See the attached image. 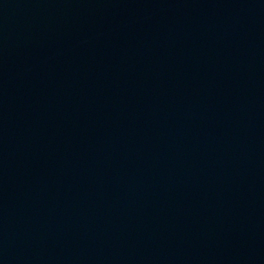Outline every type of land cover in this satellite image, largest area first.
Here are the masks:
<instances>
[{
    "label": "water",
    "instance_id": "95a60500",
    "mask_svg": "<svg viewBox=\"0 0 264 264\" xmlns=\"http://www.w3.org/2000/svg\"><path fill=\"white\" fill-rule=\"evenodd\" d=\"M0 264H264V0H0Z\"/></svg>",
    "mask_w": 264,
    "mask_h": 264
}]
</instances>
